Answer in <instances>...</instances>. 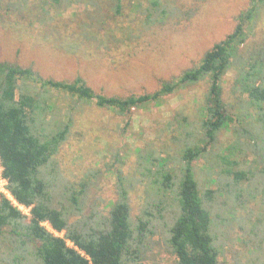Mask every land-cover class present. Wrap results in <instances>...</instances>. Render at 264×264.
<instances>
[{
	"label": "trees",
	"instance_id": "16d2710c",
	"mask_svg": "<svg viewBox=\"0 0 264 264\" xmlns=\"http://www.w3.org/2000/svg\"><path fill=\"white\" fill-rule=\"evenodd\" d=\"M70 1L0 0V26L37 25L42 39H52L51 43L57 42L68 52H76L81 45L89 52L108 51L139 41L143 31L154 23L170 18L176 23L190 19L206 0H192L190 5L178 0H146L149 5L144 8L145 0H133L131 6L139 12L136 27L131 25L135 18L124 17L121 0H75L85 9L63 17ZM261 6L264 0H250L248 7L236 15L232 31L206 49L197 65L161 80L157 90L139 95H106L92 89L80 75L72 79L44 78L31 66L0 61L2 175L13 198L30 206V215L26 216L0 192V257L10 264H146L147 237L153 233V221L162 219L171 206L174 210L167 242L173 264H219L222 248L213 234L212 208L218 204L219 193L226 196L222 188L229 189L231 184L238 187L247 171L233 170L227 164L234 161L229 148L220 157L226 167L218 173L225 177V185L211 176L218 187L200 191L193 161L203 157L206 147L216 142L217 133L235 121V114L221 97L223 76L234 65L238 67L233 90L242 98L245 95V103L254 107L249 116L255 117L264 135V42L243 49ZM205 79L209 85L201 106V135L188 131L175 118V129H181L180 137L175 139L183 145L177 148L180 167L170 168L167 157L161 154L148 152L142 158L145 164L141 179H149L146 187L154 203L132 218L129 193L134 182L118 169L116 199L107 212L102 213L93 205L91 211L85 212L89 181L65 180L55 159L68 138L73 118L67 108L56 103L51 90L126 115L134 107L161 103L164 95ZM181 118L186 120L185 116ZM238 134L250 133L239 130ZM198 141L203 145L196 144ZM231 177L233 180H229ZM44 221L63 235L47 230Z\"/></svg>",
	"mask_w": 264,
	"mask_h": 264
},
{
	"label": "rangeland",
	"instance_id": "374dc122",
	"mask_svg": "<svg viewBox=\"0 0 264 264\" xmlns=\"http://www.w3.org/2000/svg\"><path fill=\"white\" fill-rule=\"evenodd\" d=\"M178 1L187 5L192 2ZM121 2L124 17L135 18L131 25L138 26L136 16L139 12L131 6L133 0ZM70 3L63 17L85 9L80 2L71 0ZM249 3L250 0H206L188 20L176 23L170 18L164 23H154L143 31L139 41L100 52H89L85 45L76 52H68L57 42L51 43L52 39L49 42L42 39L38 32L41 28L37 25L33 28L0 26V61L31 66L44 78L72 79L80 75L92 89L106 95L153 92L160 87L161 80L197 65L206 49L232 31L236 15ZM148 5L146 0L143 1V8ZM92 8L88 6L89 10ZM263 42L264 6H261L243 49L257 47ZM237 67L234 65L227 71L221 82L222 100L235 114V121L217 133L216 142L206 147L203 157L193 161L194 174L200 191L216 189L217 179L225 185V177L218 176L226 167L220 157L230 148L234 161L227 164L233 170L247 171V177L239 181L238 187L231 184L229 189L222 188L227 197L219 193L218 204L212 208L213 234L219 238L217 245L222 248L218 262L264 264V140L261 139L264 135L255 117L249 116L254 107L245 103L248 102L245 95L242 98L237 90H233ZM208 85L205 79L180 87L164 95L161 103L134 107L126 115L99 108L93 101L77 100L51 90L56 103L67 108L73 118L68 138L55 159L65 180L89 181L85 212L91 211L92 205L102 213L107 212L116 199L118 169L134 182L129 193L132 218L154 203L146 187L149 179H141L145 164L142 158L148 152L154 156L161 154L167 157L170 168H178L181 159L177 148L183 145L175 139V136L180 137L181 130L180 126L175 129L178 126L175 118H179L188 131L200 136L204 131L200 124L201 106ZM182 116L186 117L185 121ZM239 130L250 134L239 135ZM197 143L203 145V142ZM172 209L168 207L160 222L153 221V233L147 237L146 264H173L174 256L170 254L167 242ZM0 264L10 263L0 257Z\"/></svg>",
	"mask_w": 264,
	"mask_h": 264
},
{
	"label": "built area",
	"instance_id": "2783aa9c",
	"mask_svg": "<svg viewBox=\"0 0 264 264\" xmlns=\"http://www.w3.org/2000/svg\"><path fill=\"white\" fill-rule=\"evenodd\" d=\"M2 165L0 163V192H2L15 206L21 213H23L26 216L30 215V206H26L18 201H16L13 196L10 194L8 188H7V180L6 178L2 175ZM42 224L46 227L47 230L52 232L55 235L62 236L63 232H57L55 231L47 221L42 222ZM67 244L72 246V242L67 241Z\"/></svg>",
	"mask_w": 264,
	"mask_h": 264
}]
</instances>
